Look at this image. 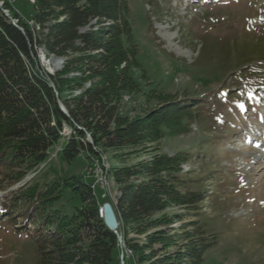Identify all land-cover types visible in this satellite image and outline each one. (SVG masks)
<instances>
[{"label":"trees","instance_id":"obj_1","mask_svg":"<svg viewBox=\"0 0 264 264\" xmlns=\"http://www.w3.org/2000/svg\"><path fill=\"white\" fill-rule=\"evenodd\" d=\"M128 1L34 0V27L16 14L6 15L4 10L11 12L6 1L0 7V182L20 180L54 158L68 166L78 160L94 165L103 154L124 160L108 173L119 190L115 199H99L85 175L57 171L53 181H31L7 197L0 215L13 216L21 206L27 209L19 224L11 219L21 236L34 240L39 264H121L126 249L132 257L125 256L124 264H145L146 251L169 239L160 229L168 205L190 207L203 200L205 190L190 194L192 202L178 192L186 184L179 174L188 159L183 153L170 157L155 147L158 153L149 161L123 164L151 143L158 145L164 131L186 132L200 106L184 102L164 109L176 116L172 127L161 119L151 124L157 113L136 119L119 114L122 95L137 86L129 71L139 65ZM86 27L91 29L83 31ZM39 50L63 59L62 69L46 72ZM86 82L90 86L84 87ZM65 194L77 196L80 204L69 206ZM106 202L116 213L117 233L100 217ZM183 216L175 219L183 221ZM187 226L184 234L195 237L180 258L203 264V255L218 243L217 237L204 223L189 219Z\"/></svg>","mask_w":264,"mask_h":264},{"label":"rangeland","instance_id":"obj_2","mask_svg":"<svg viewBox=\"0 0 264 264\" xmlns=\"http://www.w3.org/2000/svg\"><path fill=\"white\" fill-rule=\"evenodd\" d=\"M5 1L11 7V12L4 10L6 15L16 14L34 27V0H0V7ZM128 2L139 65L129 71L137 86L122 95L119 114L136 119L157 113L151 124L161 119L172 127L176 116L171 109H164L175 103L200 105L186 132L172 135L164 131L158 145L151 143L123 163L135 166L147 162L158 153L155 147L170 157L183 153L188 159L179 174L186 184L178 192L189 199L196 190H205L203 200L190 207V203L168 205L163 214L166 223L160 229L169 239L146 251L149 262L145 264L191 263L180 258L181 250L187 251L195 237V233L183 232L189 229V219L206 224L218 240L203 255V264H264V0ZM38 57L48 73L55 74L63 67L55 66L57 58L42 50ZM88 86L86 82L84 87ZM147 130L154 131L153 127ZM101 159L108 173L124 161L110 154ZM95 168L97 165L84 160L60 165L54 158L53 163L28 171L20 180L0 182V209L6 207L8 196L31 181H53L55 171L85 175L101 199L104 191L93 179ZM108 182L109 195L115 199L119 190L110 178ZM64 197L69 206L80 204L77 196ZM186 201L192 202V198ZM24 209L21 206L10 217L0 215V264H39L34 240L21 236L11 219L19 224L20 215L27 212ZM179 214L184 215L183 221L175 219Z\"/></svg>","mask_w":264,"mask_h":264},{"label":"built area","instance_id":"obj_3","mask_svg":"<svg viewBox=\"0 0 264 264\" xmlns=\"http://www.w3.org/2000/svg\"><path fill=\"white\" fill-rule=\"evenodd\" d=\"M101 163H102V160H99L98 166H97V168H95L94 173H93V179L97 180L98 187H101V189L104 191V194L102 195V197L103 198L111 197L109 195L110 194V187H109V182H108L109 176L105 175V165H102ZM121 246L123 247V239H122V245ZM125 256L127 258L132 257V252H123L122 251V262L123 263H124Z\"/></svg>","mask_w":264,"mask_h":264},{"label":"water","instance_id":"obj_4","mask_svg":"<svg viewBox=\"0 0 264 264\" xmlns=\"http://www.w3.org/2000/svg\"><path fill=\"white\" fill-rule=\"evenodd\" d=\"M56 60H58V66L63 64V60L61 58H57ZM62 109L65 110L63 106ZM102 211H103V220L106 226L108 227V229L110 231L117 233V230L119 228V222L112 204L110 202H106L102 207ZM118 237L119 239H122L121 236L118 235ZM122 264L124 263L122 262Z\"/></svg>","mask_w":264,"mask_h":264},{"label":"bare ground","instance_id":"obj_5","mask_svg":"<svg viewBox=\"0 0 264 264\" xmlns=\"http://www.w3.org/2000/svg\"><path fill=\"white\" fill-rule=\"evenodd\" d=\"M54 65L55 66H58V60H55L54 61ZM65 131H67V130H65ZM70 133V132H69ZM69 135V134H68ZM102 160V159H101ZM260 160H262V159H260ZM105 163V162H104ZM95 165H97L98 166V161L95 163ZM108 168L105 166V175L106 176H108ZM93 185V184H92ZM110 187V186H109ZM100 213H101V215H103V211H102V209H101V211H100ZM119 243H120V245H122V239H119ZM124 248V247H123ZM127 250V249H126ZM125 252H131L130 250H127V251H125ZM121 262H122V254H121Z\"/></svg>","mask_w":264,"mask_h":264}]
</instances>
